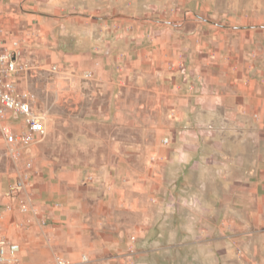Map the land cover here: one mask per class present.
Instances as JSON below:
<instances>
[{"label": "crops", "instance_id": "obj_1", "mask_svg": "<svg viewBox=\"0 0 264 264\" xmlns=\"http://www.w3.org/2000/svg\"><path fill=\"white\" fill-rule=\"evenodd\" d=\"M171 19L147 27L135 23L133 31L91 32V49L68 56L77 66L86 57L92 67L86 71H95L99 57L112 63L105 50L116 53L115 64L105 70L107 88L133 90L138 103L128 113L133 121L141 120L142 108L152 106L153 140L135 153L139 161L146 153L142 167L119 180L93 177L41 157L39 147L28 148L21 161H13L12 171L0 173V238L19 245L0 264H55L58 255L71 264H81L83 254L90 264L115 259L140 229L135 216L146 214V192L163 176L159 169L176 162L183 169L198 166L210 124L228 128L235 152L240 146L246 153L229 158V166L241 170L225 177L230 188L222 202L229 200L232 209L230 229L236 237L230 240L236 253L242 250L245 264H264V17L236 13ZM0 21L9 33L27 39ZM96 44L103 50L100 56L93 53ZM130 74L139 76L138 82L128 80ZM144 78L152 81L151 100L145 104L140 99ZM45 124L51 126L49 119ZM30 156L36 157L34 174L21 194L31 196L38 212H23L17 200L7 210V194ZM117 208L126 212L125 219L117 220Z\"/></svg>", "mask_w": 264, "mask_h": 264}, {"label": "rangeland", "instance_id": "obj_2", "mask_svg": "<svg viewBox=\"0 0 264 264\" xmlns=\"http://www.w3.org/2000/svg\"><path fill=\"white\" fill-rule=\"evenodd\" d=\"M172 13L176 19H171ZM236 13L264 17V0H0V17L27 37L25 55L30 69L24 80L35 95L38 110L51 124L45 139L33 148L39 147L41 157L102 179L119 180L141 168L146 153H141L140 161L135 153L153 140L152 106L142 108L141 120L133 121L128 114L137 103L133 90L123 93L116 87L107 88L105 70L117 57L112 50L104 51L111 65L99 57L91 78L84 76L92 68L86 57L77 66L71 65L68 56L89 50L91 32L98 36L104 29L133 31L135 23L147 27L167 19L177 22L181 16ZM100 46L93 49L99 56ZM121 56L131 58L132 54ZM53 63L59 64L57 72L52 70ZM126 78L139 80L133 74ZM140 83L146 86L140 97L145 104L151 100L152 81L144 78ZM208 131L198 166L160 165L163 176L153 191L146 192L147 212L135 216L138 233L107 264H245L230 240L236 235L230 229L229 200L222 199L230 188L225 177L241 170L230 167L229 158L246 153L240 146L235 152L228 128L217 130L210 124ZM15 164L0 134V173L12 171ZM117 209V220L125 219L126 212Z\"/></svg>", "mask_w": 264, "mask_h": 264}, {"label": "built area", "instance_id": "obj_3", "mask_svg": "<svg viewBox=\"0 0 264 264\" xmlns=\"http://www.w3.org/2000/svg\"><path fill=\"white\" fill-rule=\"evenodd\" d=\"M27 39L9 33L0 21V134L5 141L7 152L12 161L19 162L25 151L41 143L47 135L46 118L36 106L34 93L26 86L24 76L30 66L26 60ZM53 71L59 70V64L52 65ZM85 78L94 76V71L84 73ZM36 157L25 159L24 167L19 170L18 178L7 197L10 202L7 210L13 209L17 200L23 212H38V207L28 194L21 192L28 188L34 174ZM19 251V245L0 238V263L7 261ZM242 250L238 249V253ZM55 264H71L62 256L55 257ZM81 264H90L87 254L82 255Z\"/></svg>", "mask_w": 264, "mask_h": 264}]
</instances>
